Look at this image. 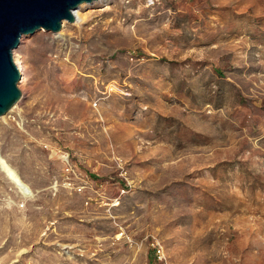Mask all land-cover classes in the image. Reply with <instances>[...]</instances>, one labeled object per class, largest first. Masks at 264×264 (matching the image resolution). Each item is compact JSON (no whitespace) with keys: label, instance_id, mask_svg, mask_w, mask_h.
I'll use <instances>...</instances> for the list:
<instances>
[{"label":"rangeland","instance_id":"374dc122","mask_svg":"<svg viewBox=\"0 0 264 264\" xmlns=\"http://www.w3.org/2000/svg\"><path fill=\"white\" fill-rule=\"evenodd\" d=\"M76 10L13 50L0 264H264V0Z\"/></svg>","mask_w":264,"mask_h":264},{"label":"water","instance_id":"95a60500","mask_svg":"<svg viewBox=\"0 0 264 264\" xmlns=\"http://www.w3.org/2000/svg\"><path fill=\"white\" fill-rule=\"evenodd\" d=\"M95 0H0V116L21 98L20 72L13 50L21 38L39 29L58 32L64 20H75L81 3Z\"/></svg>","mask_w":264,"mask_h":264},{"label":"bare ground","instance_id":"6f19581e","mask_svg":"<svg viewBox=\"0 0 264 264\" xmlns=\"http://www.w3.org/2000/svg\"><path fill=\"white\" fill-rule=\"evenodd\" d=\"M73 14H74V17H76V21H77V19L79 18L78 11L75 9V10L73 11ZM77 16H78V17H77ZM63 26H64V21H63V23H62L61 28H63ZM13 59H14V61H15V64L17 65V67H18L19 70L21 71V70H22V67H21V64H20V62H19V60H18V57L15 55V53L13 54Z\"/></svg>","mask_w":264,"mask_h":264}]
</instances>
